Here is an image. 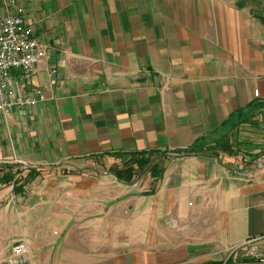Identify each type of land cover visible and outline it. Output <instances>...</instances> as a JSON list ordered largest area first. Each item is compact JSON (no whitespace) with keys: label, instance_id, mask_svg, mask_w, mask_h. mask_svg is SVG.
I'll list each match as a JSON object with an SVG mask.
<instances>
[{"label":"crops","instance_id":"obj_1","mask_svg":"<svg viewBox=\"0 0 264 264\" xmlns=\"http://www.w3.org/2000/svg\"><path fill=\"white\" fill-rule=\"evenodd\" d=\"M16 2L48 53L0 113V264H264V0Z\"/></svg>","mask_w":264,"mask_h":264},{"label":"built area","instance_id":"obj_2","mask_svg":"<svg viewBox=\"0 0 264 264\" xmlns=\"http://www.w3.org/2000/svg\"><path fill=\"white\" fill-rule=\"evenodd\" d=\"M9 4L13 13L0 19V113L4 116L15 108L34 107L45 100L41 89L27 95L14 92L12 73L34 75L48 53V46L36 37L28 24L25 8L16 0H10ZM1 264H33L27 244L20 241L13 245L11 254Z\"/></svg>","mask_w":264,"mask_h":264},{"label":"trees","instance_id":"obj_3","mask_svg":"<svg viewBox=\"0 0 264 264\" xmlns=\"http://www.w3.org/2000/svg\"><path fill=\"white\" fill-rule=\"evenodd\" d=\"M253 119H254V115H252V114L251 115H245V112H240V113H238V115H236V117L232 118V123L237 125L236 127H239L240 125H242L244 123H248V121H252ZM205 147L206 146H204V145L202 146V145L196 144V145L190 147L189 149H187V151H185L184 154H196V153H199L202 151H206ZM218 148H220L221 151L229 153V154H233V151H234L232 145L229 142H224L223 144L221 143ZM179 154H183V153L181 152ZM150 155L151 156L156 155V156H158V158H160L164 154L154 152V153H151ZM151 160L152 159H150V158H144L143 157L142 159L136 161L135 163L140 167V169H143V170L149 169L152 173L154 172L155 174H158L161 177L163 171L158 170L156 165L151 164V162H152ZM150 164H151V166H150ZM155 174H154V176H155ZM13 179L14 178L12 176L11 180H8L7 182L10 184V183H12ZM131 179H132V175L130 177V180Z\"/></svg>","mask_w":264,"mask_h":264},{"label":"rangeland","instance_id":"obj_4","mask_svg":"<svg viewBox=\"0 0 264 264\" xmlns=\"http://www.w3.org/2000/svg\"><path fill=\"white\" fill-rule=\"evenodd\" d=\"M165 155H167V153H163ZM146 157L152 159V163H155L156 161H158V157L156 155H146ZM136 160V159H135ZM134 159L131 160H127V162L122 164V167L125 171L129 170H133L135 169L136 171H138V174H142V175H146L148 174V171L140 169V167H138V165L134 162ZM150 164V166H151ZM247 164H250L247 163ZM253 165V164H252ZM114 169V168H112ZM115 169H119L118 167H116ZM239 256L237 255V259H246V258H255V255H259V257L264 258V238L252 241L250 243H248L245 247L241 248L239 250Z\"/></svg>","mask_w":264,"mask_h":264},{"label":"water","instance_id":"obj_5","mask_svg":"<svg viewBox=\"0 0 264 264\" xmlns=\"http://www.w3.org/2000/svg\"><path fill=\"white\" fill-rule=\"evenodd\" d=\"M164 157H173L172 155H165ZM163 158V157H162Z\"/></svg>","mask_w":264,"mask_h":264}]
</instances>
